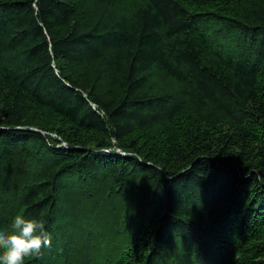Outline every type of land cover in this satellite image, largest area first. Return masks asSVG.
I'll return each mask as SVG.
<instances>
[{
    "label": "trees",
    "instance_id": "1",
    "mask_svg": "<svg viewBox=\"0 0 264 264\" xmlns=\"http://www.w3.org/2000/svg\"><path fill=\"white\" fill-rule=\"evenodd\" d=\"M25 264H264V0H0V231Z\"/></svg>",
    "mask_w": 264,
    "mask_h": 264
},
{
    "label": "clouds",
    "instance_id": "2",
    "mask_svg": "<svg viewBox=\"0 0 264 264\" xmlns=\"http://www.w3.org/2000/svg\"><path fill=\"white\" fill-rule=\"evenodd\" d=\"M51 247V236L45 221L16 215L11 231H0V264H25L28 257H38L42 249Z\"/></svg>",
    "mask_w": 264,
    "mask_h": 264
}]
</instances>
